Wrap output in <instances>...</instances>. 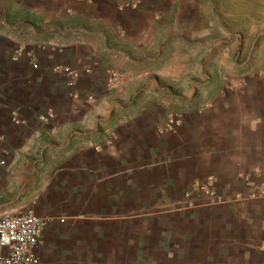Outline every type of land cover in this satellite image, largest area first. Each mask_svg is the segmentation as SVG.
<instances>
[{
	"label": "crops",
	"instance_id": "obj_1",
	"mask_svg": "<svg viewBox=\"0 0 264 264\" xmlns=\"http://www.w3.org/2000/svg\"><path fill=\"white\" fill-rule=\"evenodd\" d=\"M201 9L0 0V135L42 159L0 213L48 217L41 264H264V85L160 51L206 43Z\"/></svg>",
	"mask_w": 264,
	"mask_h": 264
},
{
	"label": "rangeland",
	"instance_id": "obj_2",
	"mask_svg": "<svg viewBox=\"0 0 264 264\" xmlns=\"http://www.w3.org/2000/svg\"><path fill=\"white\" fill-rule=\"evenodd\" d=\"M198 17L207 31L206 36L201 35L207 38L206 43L177 39L173 45H161V54L169 56V64H186L193 72L201 67L203 72L212 73L209 83L221 87L227 82L236 86L264 85V0H202ZM197 57H202L201 66L196 63ZM165 61L161 64L167 65ZM64 67L74 71V77L65 72L74 82L76 70L69 65L61 66V70ZM6 147L0 135V204L14 202L28 191V178L42 160L10 159Z\"/></svg>",
	"mask_w": 264,
	"mask_h": 264
},
{
	"label": "built area",
	"instance_id": "obj_3",
	"mask_svg": "<svg viewBox=\"0 0 264 264\" xmlns=\"http://www.w3.org/2000/svg\"><path fill=\"white\" fill-rule=\"evenodd\" d=\"M62 70L75 75L68 67ZM47 222L31 209L0 213V264H41L36 250Z\"/></svg>",
	"mask_w": 264,
	"mask_h": 264
}]
</instances>
